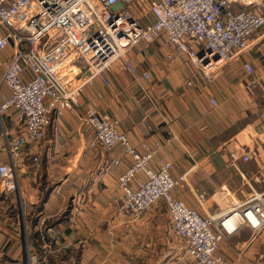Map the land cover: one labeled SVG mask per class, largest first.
<instances>
[{"label": "crops", "instance_id": "obj_1", "mask_svg": "<svg viewBox=\"0 0 264 264\" xmlns=\"http://www.w3.org/2000/svg\"><path fill=\"white\" fill-rule=\"evenodd\" d=\"M157 43L153 51L135 49L143 61L132 59L150 71L149 80L140 85L115 63L106 78L86 88L75 111L51 118L39 163L27 155L15 159L17 189L3 192L0 178V264H28L35 253L40 264H195L163 199L139 217L125 211L118 178L130 158L85 129L81 116L89 106L119 119L140 152L156 149L153 169L169 161L173 176L186 173L187 185L174 196L203 215L223 212L230 198L264 193V63L257 58L264 41L251 54L254 74L237 60L210 81L185 58L169 63L171 48ZM11 53L12 46L0 51V104L11 93L3 81ZM19 117L17 108L0 112V165L13 160L8 142L23 130ZM236 152L241 158L233 162ZM246 152L248 161L242 159ZM42 218L47 227L40 233ZM218 254L229 264L264 260V228L241 227L221 242Z\"/></svg>", "mask_w": 264, "mask_h": 264}, {"label": "built area", "instance_id": "obj_2", "mask_svg": "<svg viewBox=\"0 0 264 264\" xmlns=\"http://www.w3.org/2000/svg\"><path fill=\"white\" fill-rule=\"evenodd\" d=\"M135 1L0 0V51L12 46L3 75L11 93L3 98L0 112L17 108L23 126L8 142L12 162L0 165L3 192L18 187L15 159L27 155L39 163L51 118L75 111L86 88L96 78H106L115 63L122 62L140 85L151 78L149 70L129 57L140 43L160 41L171 48L169 63L185 58L208 81L225 65L241 59L244 70L255 73L250 60L257 44L264 41V0H148L144 16L128 8ZM211 102L217 106L214 99ZM81 120L104 147H120L130 158L118 178L125 211L139 217L163 199L173 231L183 239V249L195 264H229L218 254L221 242L243 226L257 232L264 228V193L243 201L230 198L223 212L203 215L174 196V189L187 185V174L173 176L169 161L153 169L151 160L157 150L140 152L121 130L119 119L89 106ZM27 145H34L33 151ZM222 190L231 196L225 185ZM39 224L42 233L47 219ZM41 261L36 253L29 255L28 264Z\"/></svg>", "mask_w": 264, "mask_h": 264}, {"label": "rangeland", "instance_id": "obj_3", "mask_svg": "<svg viewBox=\"0 0 264 264\" xmlns=\"http://www.w3.org/2000/svg\"><path fill=\"white\" fill-rule=\"evenodd\" d=\"M128 8L129 9H131V11L134 13V14H136L137 16H144L145 14H147L148 15V9H149V1L148 0H138V1H135L134 3H132V4H128ZM150 18V17H149ZM264 40V39H263ZM158 44L159 43H157V42H152V43H150V44H143V43H140V44H138V45H136L133 49H132V51H130L129 52V57L131 58V59H137V62L139 61V59L140 60H142V59H144L143 58V56L142 55H139V56H136V54L134 55V53H135V49L137 48V47H144V48H146V49H148L149 51H153L154 49L153 48H155L156 46H158ZM153 47V48H152ZM141 49H139V51H140ZM258 53H257V58H258V60L260 61V62H263L264 63V51L262 52V51H260V50H258L257 51ZM153 57L155 56V55H152ZM138 57H139V59H138ZM156 58V57H155ZM242 60V59H241ZM143 61V60H142ZM144 63V62H143ZM139 65V64H138ZM141 65H142V63H141ZM140 66V65H139ZM141 67V66H140ZM129 79H131V77L129 76L128 77ZM237 153L238 152H236L235 154H232V161L233 162H236L239 158H241L239 155H237ZM245 155H247L248 157H249V159H250V156H249V154L246 152L244 155H242V159L244 158V156Z\"/></svg>", "mask_w": 264, "mask_h": 264}]
</instances>
